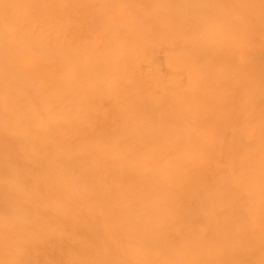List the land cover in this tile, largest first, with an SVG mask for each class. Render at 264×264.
<instances>
[{"label": "bare ground", "instance_id": "obj_1", "mask_svg": "<svg viewBox=\"0 0 264 264\" xmlns=\"http://www.w3.org/2000/svg\"><path fill=\"white\" fill-rule=\"evenodd\" d=\"M0 264H264V0H0Z\"/></svg>", "mask_w": 264, "mask_h": 264}]
</instances>
